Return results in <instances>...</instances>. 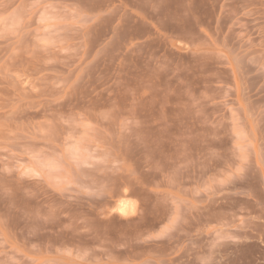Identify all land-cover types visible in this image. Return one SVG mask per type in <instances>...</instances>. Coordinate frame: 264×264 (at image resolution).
<instances>
[{
    "label": "rangeland",
    "instance_id": "374dc122",
    "mask_svg": "<svg viewBox=\"0 0 264 264\" xmlns=\"http://www.w3.org/2000/svg\"><path fill=\"white\" fill-rule=\"evenodd\" d=\"M0 264H264V0H0Z\"/></svg>",
    "mask_w": 264,
    "mask_h": 264
},
{
    "label": "bare ground",
    "instance_id": "6f19581e",
    "mask_svg": "<svg viewBox=\"0 0 264 264\" xmlns=\"http://www.w3.org/2000/svg\"><path fill=\"white\" fill-rule=\"evenodd\" d=\"M128 209V208H127ZM121 212L123 213V214H125L126 213V206L125 205H122V207H121ZM124 216V215H123Z\"/></svg>",
    "mask_w": 264,
    "mask_h": 264
}]
</instances>
